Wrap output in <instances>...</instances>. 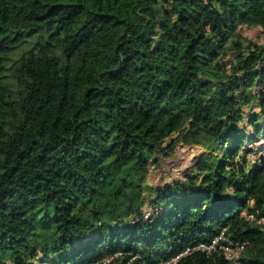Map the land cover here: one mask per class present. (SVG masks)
Segmentation results:
<instances>
[{
    "label": "trees",
    "instance_id": "16d2710c",
    "mask_svg": "<svg viewBox=\"0 0 264 264\" xmlns=\"http://www.w3.org/2000/svg\"><path fill=\"white\" fill-rule=\"evenodd\" d=\"M239 24L264 31V0H0V264H156L186 247L177 264H228L194 248L221 231L264 264V161L239 128L244 106L264 111V48ZM178 141L209 154L150 185Z\"/></svg>",
    "mask_w": 264,
    "mask_h": 264
},
{
    "label": "rangeland",
    "instance_id": "374dc122",
    "mask_svg": "<svg viewBox=\"0 0 264 264\" xmlns=\"http://www.w3.org/2000/svg\"><path fill=\"white\" fill-rule=\"evenodd\" d=\"M236 37L242 40L244 46L257 43L264 48V31L260 26L239 24ZM256 90L262 92L263 87L256 85ZM243 110V119L239 123V128L247 137L243 141L242 149L249 150L248 158L254 163L264 158V111L255 100L251 104L244 106ZM258 123L261 126V133L259 135L255 133V125ZM252 135L255 138L251 140L249 137ZM173 138L176 139V135L169 138L167 142L172 141ZM167 142L165 145H167ZM208 154L209 151L200 145L185 144L178 141L166 154L160 153L155 156L147 182L152 186L167 185L178 181L182 182L188 176L196 175L197 172L194 166L201 156Z\"/></svg>",
    "mask_w": 264,
    "mask_h": 264
},
{
    "label": "built area",
    "instance_id": "2783aa9c",
    "mask_svg": "<svg viewBox=\"0 0 264 264\" xmlns=\"http://www.w3.org/2000/svg\"><path fill=\"white\" fill-rule=\"evenodd\" d=\"M248 218L255 219L254 215H249ZM256 221L259 223H264V217L256 218ZM245 242L244 241H233L226 238L223 231L216 236L211 244L207 245L204 243H200L198 246L194 248H200L205 250L207 253H210L215 248H219L224 256V259L228 262V264H247L245 261L241 259V256L245 250ZM192 248L186 247L181 252L175 254L174 256L158 261L156 264H177V261L189 253ZM96 264V263H93Z\"/></svg>",
    "mask_w": 264,
    "mask_h": 264
},
{
    "label": "water",
    "instance_id": "95a60500",
    "mask_svg": "<svg viewBox=\"0 0 264 264\" xmlns=\"http://www.w3.org/2000/svg\"><path fill=\"white\" fill-rule=\"evenodd\" d=\"M261 161L263 162L264 161V158Z\"/></svg>",
    "mask_w": 264,
    "mask_h": 264
}]
</instances>
